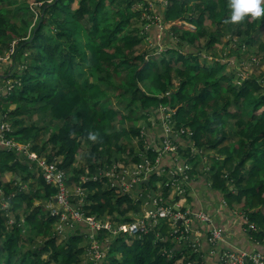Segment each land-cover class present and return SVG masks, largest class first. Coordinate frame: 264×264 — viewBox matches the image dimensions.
Instances as JSON below:
<instances>
[{
    "label": "trees",
    "instance_id": "16d2710c",
    "mask_svg": "<svg viewBox=\"0 0 264 264\" xmlns=\"http://www.w3.org/2000/svg\"><path fill=\"white\" fill-rule=\"evenodd\" d=\"M228 3L166 0L163 20L193 29L174 23L157 32L164 46L156 43L138 54L136 47L151 34L134 26L152 23L140 13L158 14L159 0H0V55L12 48L7 71L0 73V119L10 129L5 136L56 161L66 184L83 193L71 194V203L114 227L135 222L148 193L156 208L172 207L200 175L245 220L243 228L258 246L245 253L264 256V71L248 75V61L230 63L243 61L240 52L248 49L263 63L264 19L226 23ZM36 6L40 12L30 25L33 16L26 15ZM82 27L84 50L78 44ZM222 37L227 41L221 56L215 46ZM120 69L128 80L119 78ZM141 118L153 122L146 130L165 121L172 133L163 128L157 143L147 142L142 127L131 124ZM89 133L97 140H89ZM165 140L176 150L163 152ZM176 158L187 168L179 172ZM144 168L150 170L145 174ZM3 172L20 181L0 183V264H206L190 234L199 220L193 215L188 232L163 219L145 220L135 235L100 229L93 240L102 255L93 261L92 239L79 223L69 232L57 230L59 218L46 207L56 188L35 165L0 147ZM143 175L147 183L135 181ZM187 210L199 212L180 207ZM223 252L244 251L221 250L220 264Z\"/></svg>",
    "mask_w": 264,
    "mask_h": 264
},
{
    "label": "built area",
    "instance_id": "2783aa9c",
    "mask_svg": "<svg viewBox=\"0 0 264 264\" xmlns=\"http://www.w3.org/2000/svg\"><path fill=\"white\" fill-rule=\"evenodd\" d=\"M6 131H10V129L8 128V125L5 122H2L0 119V147H6L7 149L14 150L18 154H22L25 159L31 163V165H35V170H37L39 175L42 176L45 183L56 188V194L54 195L53 200L49 202L46 207L50 211L51 215L59 218L57 230L64 232L67 227H72L74 223L81 222L86 225L88 231H90L89 236L92 239L91 259L93 261H98L102 255L98 242L93 240L94 235L100 229H105L113 235L120 232H127L130 235H135L138 231L145 229L146 219L114 227L109 222H101L94 217L84 216L80 210L71 203L70 192L67 188L66 181L64 180L65 174L57 168L56 161L49 162L44 157L40 158L35 152L32 151L31 145L29 143H20L14 138L6 137ZM167 132L172 133L170 129ZM162 148L163 152H173L176 150L177 145H173L170 141L165 140ZM186 168L187 167L183 168V170ZM143 170L146 174L150 168H144ZM111 172L112 170L109 172V175L114 176V174ZM140 173L141 171L136 172L137 175H140ZM143 176L136 178L135 181L142 182V180L146 179L145 176ZM123 187L127 189L130 186L126 182H123ZM175 191L177 192L176 189ZM76 192L79 196L83 195L80 188H77ZM179 193H182V191L177 192V194ZM154 203L156 206L157 201H154ZM175 204L172 207L155 208L153 211L148 212L147 218L154 219V221L157 219H163L173 227L176 225V223L180 222V224H183V227L188 232L190 217L193 215L200 221L213 226L209 233L210 235L208 242L210 244L213 245L222 239L223 230L220 227L214 225L213 219L210 215L201 211L196 213H191V211L188 210L182 212L180 211V207L175 206ZM3 206L6 207L8 205L7 203H4ZM221 262H223V264H244L246 262H249V264H264V256L260 255L259 253L247 254L245 252H223L221 255Z\"/></svg>",
    "mask_w": 264,
    "mask_h": 264
},
{
    "label": "crops",
    "instance_id": "0c3cea01",
    "mask_svg": "<svg viewBox=\"0 0 264 264\" xmlns=\"http://www.w3.org/2000/svg\"><path fill=\"white\" fill-rule=\"evenodd\" d=\"M154 125L145 132L147 142L149 141L152 143L156 141L157 143V139L162 133L164 127L161 122H157ZM179 145L182 146L183 144L180 143ZM182 165L180 159L176 158V166L179 167L178 171H183ZM1 175L3 176L4 183H10V181L13 180L20 181V178L15 174H0V176ZM153 197H155L153 194H146L142 211L137 216H134L135 222L143 219L148 220V212L156 208ZM175 206L187 207L189 210L204 212L210 215L213 221L215 219L218 226L223 230L222 239L215 243L216 246L212 250L206 239L209 225L200 220H196L191 224L190 234L197 242L199 251L203 253L206 264H220L219 252L221 250L227 249L244 252L246 250H257L258 246L250 241L249 236L243 228L245 224L243 217L237 211L229 210L222 194L212 190L204 177L197 175L195 179L190 182L187 196L182 195ZM79 226L82 228L81 232L90 233L85 224L80 222ZM69 229L71 228H67L66 232H69Z\"/></svg>",
    "mask_w": 264,
    "mask_h": 264
},
{
    "label": "rangeland",
    "instance_id": "374dc122",
    "mask_svg": "<svg viewBox=\"0 0 264 264\" xmlns=\"http://www.w3.org/2000/svg\"><path fill=\"white\" fill-rule=\"evenodd\" d=\"M160 1V5L156 8L157 9V11H156V13H158V14H144V13H140V16H141V19H144V20H149L150 19V22L152 21V23H145V24H139V27H137V26H134V28H137L138 30H136V31H138V32H142V31H148V32H150V36H147V37H144L143 38V41L136 47V50H137V53L138 54H141V53H143L144 51H146V50H148L149 48H152V47H154L155 45H156V43H160V35H159V33L157 34V32H161V31H163V30H167L168 28H170L171 27V25L172 24H174V23H178V24H184V27H187V28H191V29H193V27L191 26V25H189V24H186L185 22H180V21H175V22H169V23H166L164 20H163V18H162V16H161V11H163L164 10V8H165V3H166V0H159ZM154 9V8H153ZM40 11H39V8H37V6H36V8H34L33 10H32V13L34 14H28V15H26L27 17V19L29 20V17H32L33 16V18H32V21H31V24L30 25H33L36 21H35V19H36V17H37V14L39 13ZM148 22V21H147ZM206 24H208V22L206 21L205 22ZM85 27L87 28V26L85 25ZM82 31V32H81ZM84 31H85V29H84V27H82V29L80 28L79 29V35H81V38H77L78 39V44H79V46H80V48L82 49V50H84V45H85V42H86V40L84 39V37H83V35H84ZM152 37H156V39H153ZM261 39L262 40H264V30L262 31V33H261ZM226 41H227V37H222L221 39H220V43L219 44H217L216 46H215V51L216 52H218L219 53V55H224L225 53H226V47H225V43H226ZM14 44H15V42H12L11 43V46L13 47L14 46ZM161 45H163L162 43H160ZM164 46V45H163ZM0 49H1V45H0ZM223 49H224V51H225V53H224V51H223ZM233 49L235 50V48L233 47ZM3 50H6V49H3ZM227 50H228V48H227ZM236 51V50H235ZM12 52V48L11 49H7L6 51H5V55L4 56H1L0 55V73L3 75V74H5L6 73V71H7V63L5 62V59H8V57H10V53ZM240 51H236V53H239ZM240 54H242V59H243V61L242 60H240V59H237V60H230V63L231 64H233V63H235V64H238V65H242V63L244 62V61H248V63H245V66L243 67V70L248 74V75H252V74H259L258 72H260V71H264V61H263V63L261 62V60H259L258 58V54L255 52V49H252V50H247V51H242V52H240ZM236 56V55H235ZM145 58L147 59V56H145ZM10 59V58H9ZM253 59H255L256 60V62L255 61H253ZM6 66V67H5ZM121 70V75H120V77L119 78H121L122 80H128V76H127V73H126V71H124L123 69H120ZM7 79V83H9V86H11L10 85V80L8 79V77L6 78ZM11 81H13V80H11ZM142 90H144V91H148V85H142V84H139L138 85ZM107 104H109V103H107ZM113 105V104H112ZM113 107H115L116 109H121V107H118L117 105H113ZM15 108V105H12L11 106V109H14ZM165 109V107L164 106H161V112L163 111ZM123 113H125V112H123ZM153 122L150 120V119H145V118H141V119H137V120H133L132 121V123L131 124H136V125H139V126H141L142 127V130H141V136L143 137V135H145V132L147 131L146 130V127H147V125L149 126V125H151ZM128 124H130V123H127L126 124V126L128 125ZM161 124H162V126L164 127V129L166 130V131H168L169 129H170V127H168V125H167V123L165 122V121H162L161 122ZM154 125V124H153ZM155 126V125H154ZM116 127H119V124H116ZM152 127V126H151ZM17 144V143H16ZM211 155L213 156L214 155V153H211ZM206 159L207 158H205V157H203V160L204 161H206ZM78 160H79V158L77 159V164H78ZM1 163L3 164V161H1ZM159 163V162H158ZM76 164V165H77ZM36 169V168H35ZM18 170H20V171H24V170H22V167H20V165H19V168H18ZM25 170H26V168H25ZM32 170H34V168L32 169ZM27 171H28V169H27ZM29 172L30 173H33V171H30L29 170ZM35 172H36V170H35ZM2 174H6L5 172H3ZM8 174V173H7ZM1 178H2V180H1ZM4 182V180H3V176L1 175L0 176V183H3ZM67 185V184H66ZM67 188H68V190H69V192H70V197H71V194H77V187L75 186V187H72V186H69V185H67ZM70 201H71V198H70ZM40 203V201H36V205L37 204H39ZM57 226V228H58V225H56ZM61 241V239H58L57 240V242L59 243Z\"/></svg>",
    "mask_w": 264,
    "mask_h": 264
},
{
    "label": "clouds",
    "instance_id": "9594fccd",
    "mask_svg": "<svg viewBox=\"0 0 264 264\" xmlns=\"http://www.w3.org/2000/svg\"><path fill=\"white\" fill-rule=\"evenodd\" d=\"M228 7L231 10L226 23L240 24L246 20L261 21L264 19V0H229ZM88 139L97 140L95 133H89Z\"/></svg>",
    "mask_w": 264,
    "mask_h": 264
},
{
    "label": "water",
    "instance_id": "95a60500",
    "mask_svg": "<svg viewBox=\"0 0 264 264\" xmlns=\"http://www.w3.org/2000/svg\"><path fill=\"white\" fill-rule=\"evenodd\" d=\"M148 181L146 180V179H144L143 181H142V183H147ZM180 223V222H179Z\"/></svg>",
    "mask_w": 264,
    "mask_h": 264
}]
</instances>
